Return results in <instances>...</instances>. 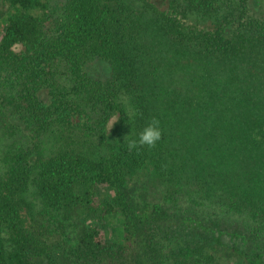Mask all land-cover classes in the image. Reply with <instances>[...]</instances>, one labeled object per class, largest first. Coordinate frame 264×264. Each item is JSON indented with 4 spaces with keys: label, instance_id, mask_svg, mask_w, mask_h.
Wrapping results in <instances>:
<instances>
[{
    "label": "trees",
    "instance_id": "16d2710c",
    "mask_svg": "<svg viewBox=\"0 0 264 264\" xmlns=\"http://www.w3.org/2000/svg\"><path fill=\"white\" fill-rule=\"evenodd\" d=\"M163 4L0 0V264H264V14Z\"/></svg>",
    "mask_w": 264,
    "mask_h": 264
},
{
    "label": "rangeland",
    "instance_id": "374dc122",
    "mask_svg": "<svg viewBox=\"0 0 264 264\" xmlns=\"http://www.w3.org/2000/svg\"><path fill=\"white\" fill-rule=\"evenodd\" d=\"M51 1H52V5L59 6V7H61L65 3V0H51ZM153 1L157 2L160 5H164L163 4L164 0H153ZM251 4L255 8L257 13L264 14V0H251ZM96 65H97V63H96ZM65 78H64L63 84L65 86V89L68 90L70 88V83ZM14 137H16V135H14ZM14 137H12L13 139L8 140L6 134L0 128V151H3L4 147H7V145L10 146L11 145L10 143L17 144V142H19V140L14 139ZM43 141H44V143H43L42 147H43V150L45 151L44 155H46V153L48 152V147L51 148L54 145V143L51 145V143H47L46 140H43ZM20 142L22 143L23 140ZM14 144L11 148L9 147L10 148L9 152H11L14 148H16L14 146ZM87 148H88V146H87ZM9 152L4 153L3 155L1 154L2 157H0V164H2L1 158L6 160L7 162H12V157L9 154ZM153 194H155V193H153ZM153 194H150L149 198H146V201L147 202H156V203L162 204V207L164 208L168 217L171 218L170 222L168 220H166L167 223H169V224L171 223L175 227H177L174 220H175V218H179L178 216L182 215V214L184 216L181 218L184 220H180V221L186 222L185 220L189 219V215H187L186 213H180L179 209L177 207H174L173 205L165 203L163 194H156V195H153ZM166 222H164V223H166ZM169 224H168V226H169ZM164 226L168 227L167 225H164ZM186 226L189 227V224ZM215 230L218 231L219 229H215ZM214 234L216 235V237L218 236V232H216ZM172 238H173V236H171V239ZM168 239H170V236H167V238H161L158 242V245L161 248L160 255H162L160 260L166 261L165 264H174V259H172V257H175V256H170L171 255V250L169 248L170 241ZM228 240H229V238L224 237V239L221 240L222 244L215 242L216 247H217L216 251L211 258H207L209 256L205 255V258H204L205 264H238V260H237L238 257L236 254L238 251L234 250L233 248L231 249V247L227 248V246H223L226 244L229 245Z\"/></svg>",
    "mask_w": 264,
    "mask_h": 264
},
{
    "label": "clouds",
    "instance_id": "9594fccd",
    "mask_svg": "<svg viewBox=\"0 0 264 264\" xmlns=\"http://www.w3.org/2000/svg\"><path fill=\"white\" fill-rule=\"evenodd\" d=\"M162 138L160 120L153 118L150 120L134 139L127 140L129 151L142 149L144 146L154 148Z\"/></svg>",
    "mask_w": 264,
    "mask_h": 264
}]
</instances>
